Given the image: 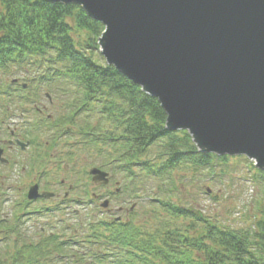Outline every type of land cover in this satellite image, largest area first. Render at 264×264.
Wrapping results in <instances>:
<instances>
[{"label":"trees","instance_id":"1","mask_svg":"<svg viewBox=\"0 0 264 264\" xmlns=\"http://www.w3.org/2000/svg\"><path fill=\"white\" fill-rule=\"evenodd\" d=\"M102 29L75 4L0 0V84L13 70L33 86L25 101H36L39 87L55 95L49 136H79L92 166L111 181L122 175L120 192L135 203L120 221L85 218L80 251L55 234L33 239L0 223L11 231L0 238V264H264V208L231 226L191 193L190 176H213L229 157L199 153L186 131L165 129L157 100L104 62Z\"/></svg>","mask_w":264,"mask_h":264},{"label":"water","instance_id":"2","mask_svg":"<svg viewBox=\"0 0 264 264\" xmlns=\"http://www.w3.org/2000/svg\"><path fill=\"white\" fill-rule=\"evenodd\" d=\"M44 1L76 4L102 24L101 55L157 99L167 130H186L201 153L243 155L264 172V0ZM89 174L108 182L96 167ZM51 195L36 186L27 193Z\"/></svg>","mask_w":264,"mask_h":264},{"label":"rangeland","instance_id":"3","mask_svg":"<svg viewBox=\"0 0 264 264\" xmlns=\"http://www.w3.org/2000/svg\"><path fill=\"white\" fill-rule=\"evenodd\" d=\"M16 74L20 73L12 70L11 73L5 74L4 81L9 84L11 78ZM48 112L52 113V108H49ZM60 152L64 161L54 162L49 160L48 163H45V167L47 171L50 170V176L55 178V181L64 180V190H66L67 184H76L77 188L71 193V198H79L68 202L63 201L62 204L58 205L56 211L50 210L40 217L35 216V220L25 223L23 228L36 231L37 227L44 226L46 232L50 230L54 234H59L60 240H63V242L67 241L69 248L80 251L81 239L78 237L88 231L84 221L85 218H111L118 213L117 206L124 202V208L126 209L130 202L125 203L127 195L124 193L109 202L111 211H106L105 208L100 207L99 203L105 198L107 190L90 180L87 172L95 160L90 155L82 152L79 136L70 139L63 138ZM66 152L75 153L74 162L65 161V158H67L65 156ZM228 157L225 165H216L215 175L211 176L203 172L199 175L190 176L189 178L192 180L190 189L193 190L191 193L198 195L196 196L197 206L206 214L215 217L224 224L245 226L254 216L258 215L259 209L264 208V178L257 172V168L250 164L252 161L243 156ZM118 180L122 183L123 176H118ZM83 190H86V193ZM62 191L58 195L59 199L62 196ZM91 192L99 199H91ZM191 193L189 197L194 198L195 195ZM13 200L16 201L15 198ZM55 203H58V199L48 204L52 206ZM10 205L11 203H0V217L5 213H9ZM1 224L4 226L10 225L8 222ZM31 233L27 232L29 236H32ZM1 235L0 238L3 237ZM62 260L65 261L64 259H54L56 262Z\"/></svg>","mask_w":264,"mask_h":264},{"label":"flooded vegetation","instance_id":"4","mask_svg":"<svg viewBox=\"0 0 264 264\" xmlns=\"http://www.w3.org/2000/svg\"><path fill=\"white\" fill-rule=\"evenodd\" d=\"M19 89L18 85H0V90H4L3 94H0V203H11L9 213L3 214L0 222L10 223L13 233L20 228L21 231L32 232L30 229L23 228L25 223L34 221L35 216L40 217L48 213L49 207L46 204L48 201L58 199L57 204H62L66 197L64 181L60 179L59 184L50 182L46 172L45 163L49 162L50 155L49 136H34L35 133L32 130L27 132L21 129L28 123H37L36 125L40 127L42 118L49 116L45 113L47 108L41 102L33 104V109L29 112L24 111L18 114L17 98L22 96L18 94ZM29 115L32 117L31 121L28 118ZM18 116L21 118V124L18 122ZM52 151L53 154L56 152L55 149ZM33 184H37L38 192L52 191L53 197L27 199L28 189ZM61 191L63 194L59 199L58 195ZM16 206L40 208L19 214ZM5 232L7 230L0 228V234ZM8 232L11 231L8 230ZM44 232V227L40 226L36 233L44 234Z\"/></svg>","mask_w":264,"mask_h":264}]
</instances>
